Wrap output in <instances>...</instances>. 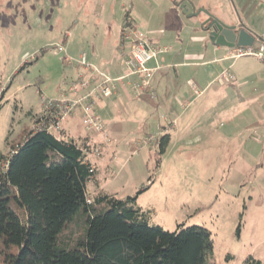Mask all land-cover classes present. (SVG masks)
I'll use <instances>...</instances> for the list:
<instances>
[{"label": "rangeland", "instance_id": "obj_1", "mask_svg": "<svg viewBox=\"0 0 264 264\" xmlns=\"http://www.w3.org/2000/svg\"><path fill=\"white\" fill-rule=\"evenodd\" d=\"M176 5L180 18L169 15ZM245 8L238 0H0V90L5 91L0 152L8 153L6 142L16 143L30 130L32 117L41 109V95L55 97L61 81L75 77L74 57L80 52L108 73L118 56L119 28L126 14L138 33L160 46L170 45V54L188 43V52L199 56L207 48L211 56L207 39L197 43L188 37L204 34L205 14H188L205 9L222 23L235 25ZM171 27L177 31L168 33ZM61 43L72 56L71 65L52 51ZM225 81L219 79L195 98L191 84L180 77L172 82L170 108L147 104L138 117V99L126 88L132 110L99 113L115 142L103 189L121 199L142 190L136 202L151 210V225L168 231L177 224L207 229L213 250L202 264H245L249 256L264 264V147L260 152V146L246 141L241 149L243 138L231 136L242 125L230 119L231 107L220 111L213 102L214 91ZM77 112L72 137L84 133ZM242 135L256 133L246 130ZM244 154L258 165L249 169ZM86 189L90 194L93 185L88 183Z\"/></svg>", "mask_w": 264, "mask_h": 264}, {"label": "trees", "instance_id": "obj_2", "mask_svg": "<svg viewBox=\"0 0 264 264\" xmlns=\"http://www.w3.org/2000/svg\"><path fill=\"white\" fill-rule=\"evenodd\" d=\"M6 144L8 153L0 152V264H202L212 252L211 233L201 226L177 224L168 231L149 224L151 210L136 202L142 190L124 199L104 191L105 178L96 179L97 167L85 158L96 144L90 136L68 139L30 128ZM90 181L96 188L88 194ZM245 264L263 263L249 256Z\"/></svg>", "mask_w": 264, "mask_h": 264}, {"label": "crops", "instance_id": "obj_3", "mask_svg": "<svg viewBox=\"0 0 264 264\" xmlns=\"http://www.w3.org/2000/svg\"><path fill=\"white\" fill-rule=\"evenodd\" d=\"M242 9L245 5V9L238 15L235 25L237 27H245L251 32L254 36L253 46H258L260 43L264 42V0H238ZM179 7H175L173 10L169 8V15L172 13L175 14V17L178 16ZM241 8V7H240ZM239 8L238 12L241 11ZM184 13L185 10H184ZM240 13V12H239ZM207 15L205 14V19ZM132 20V19H131ZM133 21V20H132ZM135 28L136 23L133 21ZM182 23V22H181ZM170 26V25H169ZM121 27V26H120ZM120 30V28H119ZM169 32L175 33L177 30L174 28H169ZM202 30V26H201ZM186 30H183L185 32ZM187 33V32H185ZM120 35V31H119ZM189 39L191 37L192 40L198 42H204L206 39L205 33H196L189 34ZM152 43H154L152 38H148ZM67 41V37L64 39L63 43ZM156 46L165 49L163 52L157 55V58L153 59L149 66L157 67L154 71L152 77V85L156 94L155 98H151L147 94H143L141 97L137 98L138 102L136 105V116L138 117L140 113H143L145 109H147V104L154 107H158L161 105H165V107H169V99L171 98V93L173 94L175 88L173 86V81L180 80V77L183 78L184 82L190 83V89H193L194 97L201 96L204 91H206L214 82L219 81L218 76L221 72L227 70L233 78L227 79V81L223 82L221 88L216 89L213 93L215 97V107L220 111H226L229 107L234 110V115L230 117L232 121H235V124L242 125L239 128L233 129L231 136L237 140L239 138H243V143L240 146L242 149L247 141L248 146L250 144H254L255 146H260V152L264 147V62L257 59L253 56H243L239 58H230L229 52L230 48L215 46L211 44L209 56V50L206 48L203 53H200L199 56L196 55V52L192 53L188 52V43L184 45L178 52H173L170 54V45H159L156 42L154 43ZM65 47V44H64ZM117 50L118 56L116 61L113 64L108 66V73L111 77H117L121 74V59L123 55H125L129 49L128 45H125L124 48H120V41L118 38L117 41ZM66 52V47H65ZM172 52V51H171ZM84 52H80L79 55ZM67 54V53H66ZM68 55V54H67ZM74 57V58H78ZM87 61L91 64H94V58L88 57L85 53ZM69 57H72L68 55ZM179 56L178 61L175 59ZM76 59H74L75 61ZM177 66L182 67H196L193 71L191 70H178ZM97 67V66H96ZM74 70L76 72V64H74ZM103 71V70H102ZM133 78L124 79L120 84L117 85L116 91L107 98L99 101L96 105V111L98 116L99 113H105L104 115H108L109 111L123 109L128 113L132 108L130 106L128 100L125 97L126 88L129 89L132 97L136 98L131 91V82ZM230 81V82H229ZM227 83V85L225 84ZM225 84V85H224ZM201 89H198V87ZM58 91V90H57ZM173 91V92H172ZM108 100V103L105 101ZM146 100L150 101L149 103ZM99 106V109H97ZM226 108V109H225ZM80 119V113L77 112ZM102 114V115H103ZM35 115V114H34ZM33 118V117H32ZM76 112L69 118H67L62 123V132L66 136V138H78L82 136H90L95 143H100L102 152L99 157H92V161L94 162L95 167L98 169V174L96 179L102 180L101 188L103 189V184L108 175V166L109 161L113 157V146L114 140L111 138L109 130L107 132V136L109 139L113 140V143L109 144L104 142L102 136L99 134H90L85 130L82 135L72 137L69 132L76 131V127L72 125V121L76 119ZM101 118V117H100ZM103 121V120H102ZM33 122V120H32ZM67 125L69 126L67 128ZM32 126V124H31ZM31 128V127H30ZM246 130H253L256 133V136L243 137L242 133ZM241 135V136H240ZM71 136V137H70ZM258 148V147H257ZM143 146H140L139 151L143 152ZM138 151V152H139ZM254 151V150H248ZM250 152V153H251ZM243 154V153H241ZM245 156V154H244ZM245 160L247 165H249V169L258 165L256 159L252 158L250 154L245 156ZM253 171V170H252ZM246 177V173L241 174V180H244ZM90 184L93 185V182L90 181ZM95 186L93 185V190H95ZM104 190V189H103ZM91 192V193H92ZM90 193V194H91Z\"/></svg>", "mask_w": 264, "mask_h": 264}, {"label": "built area", "instance_id": "obj_4", "mask_svg": "<svg viewBox=\"0 0 264 264\" xmlns=\"http://www.w3.org/2000/svg\"><path fill=\"white\" fill-rule=\"evenodd\" d=\"M119 41L121 49L125 45H128L129 49L121 59L122 72L119 76H109L89 63L85 53H81L75 60V77L68 82L62 80L55 97L41 95V109L33 116L31 128L59 137L62 134V123L78 111L87 133L99 134L104 142L113 143L107 136L104 122L97 114V103L112 95L117 85L127 78H133L131 91L136 98L143 94L155 98L152 77L157 67H151L149 63L165 50L138 33L133 21L128 17L120 27ZM52 49L55 54H63L62 61L66 65L73 63L72 58L66 54L63 43L56 44ZM243 56H253L264 62V42L256 47L251 45L232 48L228 57ZM232 78L227 70L218 76V79ZM101 144L102 142L96 143L86 152L85 158L92 168L95 165L91 158L101 155Z\"/></svg>", "mask_w": 264, "mask_h": 264}, {"label": "water", "instance_id": "obj_5", "mask_svg": "<svg viewBox=\"0 0 264 264\" xmlns=\"http://www.w3.org/2000/svg\"><path fill=\"white\" fill-rule=\"evenodd\" d=\"M200 12L207 15V19L202 24V31H204L207 41L212 45L230 49L253 45L254 36L248 29L245 27H237L236 25H226L212 17L205 9L191 12L188 14V17L197 15Z\"/></svg>", "mask_w": 264, "mask_h": 264}, {"label": "flooded vegetation", "instance_id": "obj_6", "mask_svg": "<svg viewBox=\"0 0 264 264\" xmlns=\"http://www.w3.org/2000/svg\"><path fill=\"white\" fill-rule=\"evenodd\" d=\"M207 19V18H206Z\"/></svg>", "mask_w": 264, "mask_h": 264}]
</instances>
